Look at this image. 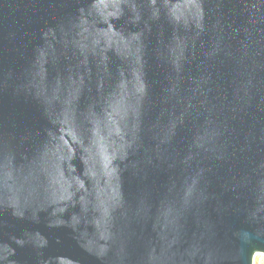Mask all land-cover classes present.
I'll use <instances>...</instances> for the list:
<instances>
[{
  "label": "water",
  "instance_id": "95a60500",
  "mask_svg": "<svg viewBox=\"0 0 264 264\" xmlns=\"http://www.w3.org/2000/svg\"><path fill=\"white\" fill-rule=\"evenodd\" d=\"M264 0H0V264H254Z\"/></svg>",
  "mask_w": 264,
  "mask_h": 264
},
{
  "label": "rangeland",
  "instance_id": "374dc122",
  "mask_svg": "<svg viewBox=\"0 0 264 264\" xmlns=\"http://www.w3.org/2000/svg\"><path fill=\"white\" fill-rule=\"evenodd\" d=\"M254 264H264V253H257L255 255Z\"/></svg>",
  "mask_w": 264,
  "mask_h": 264
}]
</instances>
